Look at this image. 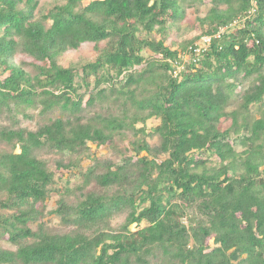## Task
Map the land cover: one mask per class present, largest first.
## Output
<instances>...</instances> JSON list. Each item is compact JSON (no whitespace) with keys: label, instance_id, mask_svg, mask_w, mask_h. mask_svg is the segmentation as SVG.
Masks as SVG:
<instances>
[{"label":"trees","instance_id":"1","mask_svg":"<svg viewBox=\"0 0 264 264\" xmlns=\"http://www.w3.org/2000/svg\"><path fill=\"white\" fill-rule=\"evenodd\" d=\"M40 5L0 0V264H264V0Z\"/></svg>","mask_w":264,"mask_h":264},{"label":"rangeland","instance_id":"2","mask_svg":"<svg viewBox=\"0 0 264 264\" xmlns=\"http://www.w3.org/2000/svg\"><path fill=\"white\" fill-rule=\"evenodd\" d=\"M56 1L64 2L65 0H41V5L39 7V10L54 5ZM207 10H208V6L206 4H199L197 6L189 8L186 19L180 22L178 25L174 26L172 30L173 38L178 43H181L184 42L185 40L195 37V35L202 30L201 25L198 23L197 17L204 16L207 13ZM38 13H41V11H39ZM94 55L95 52L93 49V44L85 43L78 50H70L66 52L62 58V61L63 63L67 64L70 61L91 59L94 57ZM17 58L18 61H25V62L33 61L31 57L25 54L18 55ZM29 65H28V69L31 68ZM226 125L227 123H224V127ZM103 151L106 152L105 149ZM104 152L102 154H104ZM90 161H91L90 159H87L86 164ZM56 175H57L56 179L59 182V186H64V187L69 186L71 188H75V186L81 182V178L79 176H74V175L68 176L66 172L63 173L58 171ZM57 199H58V195L56 194L50 197L48 201L50 204L49 206L50 209L55 208L57 206ZM50 218L51 219H49V225L51 226L52 229H54L58 225L59 219L57 217H52V216H50ZM123 220H124V216H119L114 219L113 224L118 225L121 222H123ZM5 245L8 246L7 243H5Z\"/></svg>","mask_w":264,"mask_h":264},{"label":"built area","instance_id":"3","mask_svg":"<svg viewBox=\"0 0 264 264\" xmlns=\"http://www.w3.org/2000/svg\"><path fill=\"white\" fill-rule=\"evenodd\" d=\"M224 30H225V28H222V29L220 30L219 34H220L221 32H223ZM219 34H218L217 36H219ZM210 41H211V36H204V37H203V44H202V46H204L205 44H209Z\"/></svg>","mask_w":264,"mask_h":264}]
</instances>
